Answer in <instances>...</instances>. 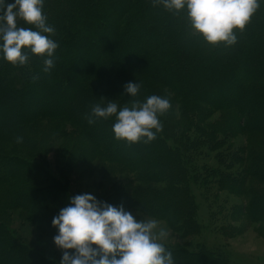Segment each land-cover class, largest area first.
Wrapping results in <instances>:
<instances>
[{
	"label": "trees",
	"instance_id": "16d2710c",
	"mask_svg": "<svg viewBox=\"0 0 264 264\" xmlns=\"http://www.w3.org/2000/svg\"><path fill=\"white\" fill-rule=\"evenodd\" d=\"M43 14L55 29L52 38L62 59L54 53V67L42 73L38 57H30L26 70L0 58V209L19 210L43 235L53 238L52 218L76 195L67 180L43 162L40 144L32 138L29 127L42 118L70 122L81 129L93 158L135 175V185L122 183L116 202L164 221L175 232L200 231L192 185L212 182L219 190H231L235 181L246 176L264 178V155L250 151L246 163L243 152L222 149L240 118L242 130L264 136V5L252 16V26L238 31L236 44L227 48L191 35L182 12L153 7L150 0H45ZM106 57L116 62L105 65ZM67 60L69 68L79 66L85 75L80 84L70 80L60 93L59 71L72 74L60 66ZM32 61L40 74L35 80ZM50 78L57 79L52 90ZM91 78L100 83H92ZM135 81L141 87L131 98L123 86ZM47 89L52 97L66 98L49 100L50 104L42 100ZM103 90L126 103L153 94L166 97L171 110L174 105L168 94L172 93L180 116L174 117L170 110L160 116L162 131L150 143L116 140L112 119L92 124L87 120L90 107L99 103L96 95ZM215 112L232 117L226 121L232 127L207 125ZM17 136L23 137L22 143L16 142ZM213 152L219 156L216 160L226 162L217 167L206 161L197 168L196 158H209L206 154ZM235 162L246 163L245 168L229 173L227 166ZM245 209L255 216L252 221L264 219V195L252 197ZM3 217L0 211V264H58L30 246ZM166 248L175 264H233L200 244L194 249Z\"/></svg>",
	"mask_w": 264,
	"mask_h": 264
},
{
	"label": "clouds",
	"instance_id": "9594fccd",
	"mask_svg": "<svg viewBox=\"0 0 264 264\" xmlns=\"http://www.w3.org/2000/svg\"><path fill=\"white\" fill-rule=\"evenodd\" d=\"M150 2L153 7L182 12L191 35L199 36L206 44H223L226 48L236 44V33L264 5V0ZM44 3L45 0H0V58L7 63L25 66L35 56L42 60V73L54 67L58 43L52 38L55 29L43 14ZM140 87L136 81L128 82L123 92L135 98ZM106 101L90 107L88 123L112 119L113 138L128 144H147L156 139L163 128L159 117L171 107L168 98L155 94L143 101L133 99L130 105ZM16 142L22 143L23 137L17 136ZM51 226L56 230L52 242L61 252L58 264H175L172 252L161 242L168 237V231L157 219L141 218L139 212L134 216L123 205L100 201L90 193L70 197L68 205L52 218Z\"/></svg>",
	"mask_w": 264,
	"mask_h": 264
},
{
	"label": "rangeland",
	"instance_id": "374dc122",
	"mask_svg": "<svg viewBox=\"0 0 264 264\" xmlns=\"http://www.w3.org/2000/svg\"><path fill=\"white\" fill-rule=\"evenodd\" d=\"M262 18H264V16H262ZM251 21L252 17L247 26H252V24L250 25ZM245 35L248 37V34L245 33ZM87 41L91 40L87 39ZM251 49L254 53V48L251 47ZM55 54H57L56 57L58 59H62L60 52L55 50ZM106 58L107 60L103 59L106 63L105 65L116 62V60L112 58ZM58 59L57 61L60 63ZM69 60L71 61V57ZM32 63L34 65L31 64V66L34 67V73L39 78L40 74L36 71L34 61H32ZM68 64V60L62 61V64H60L61 68H66L72 73L69 76H65L63 73L64 71H59L58 79H60L62 83L60 88L62 90L59 91L60 93L66 91V83H69L70 80H73L74 84H80L81 76L85 75L84 70L79 66L69 68ZM16 67L18 68L19 66H14V68ZM20 68L27 69L26 66H20ZM66 73L69 74L68 72ZM131 77L134 78L133 76ZM54 79L57 83L56 78L48 79L51 90L55 87ZM91 82L94 84L100 83L99 80L93 78H91ZM76 90L77 89H75V92ZM78 93H80L79 90ZM98 93L99 94L96 96H98L97 101L99 103H106V100H114L118 106L131 104V102H122L116 98L114 94L107 93L105 90ZM81 94L82 92L80 95ZM80 95L79 100L81 98ZM168 96L170 99L172 97V103L174 105L172 110H169L172 111L174 117L180 116L181 108L179 107V102H177L172 93L168 94ZM42 97V100L51 104L50 101H59L63 97L66 98V95L61 98L58 95L56 96L57 98H55L52 97L50 91L48 92L47 89L42 94ZM218 118H221L220 120L222 121L213 123ZM232 119L233 118L228 115H222V112H215L212 116H209L206 123H208L207 125L216 124L215 129L225 125L232 127L230 124L226 123V121H231ZM239 120L241 127H243V118ZM239 120L236 121L237 127L234 129L232 135L228 138L224 136L226 139L222 149H224V153L227 150L243 152V155L247 156V163L252 155L250 151H254V154L264 155V136L259 133L245 132L240 128ZM29 128L32 131V138L40 144V149L43 153V155H41L43 162H46L48 168H50L56 176L61 175L60 177L67 180V187L74 195L90 193L100 201L119 206L120 203H117L116 199L119 196L118 191L123 186L122 183L129 182L135 185V181H132L135 175L128 173L123 167L111 165L105 163L101 159L93 158L88 153L90 145L87 141H84V135L81 129L72 125L70 122L42 118L32 123ZM10 143L12 144V142ZM206 155H209V158L205 156L196 158L197 168H200L203 162L206 161L210 166L216 165L217 167L226 162L220 158L216 160L215 157H219L216 155V152L207 153ZM222 158L226 160L225 156ZM246 163L235 162L227 166L230 167L228 168L230 169L229 173L242 171ZM235 174L237 175L238 173ZM261 174V176L264 177V173ZM240 175L239 177L243 178V176ZM212 184L213 183L210 182L207 185L195 184L191 186L195 201L198 204L197 221L200 225L199 233L175 232L164 221L158 220L160 226L166 228L168 231V237L161 242L165 247L186 246L192 249L200 244L207 249L221 254L233 264H264V219H261V221H252L250 217L254 215L248 214L245 209L252 197L264 195V178L259 179L257 177L252 178L246 176L241 181L239 179L235 181V186L232 187L231 190H219L218 187ZM158 187H163V185H158ZM124 208L132 212L134 216L139 212L130 206ZM0 211L4 216L2 218L4 222L9 224V226H11V228H13L30 246L43 252L44 255L51 259L56 261L60 260L61 252L54 246L52 238L43 235L34 223H29L26 218L18 212L19 210L0 209ZM139 213L141 214V218H151L141 212ZM137 218L139 219L140 217L137 216Z\"/></svg>",
	"mask_w": 264,
	"mask_h": 264
}]
</instances>
